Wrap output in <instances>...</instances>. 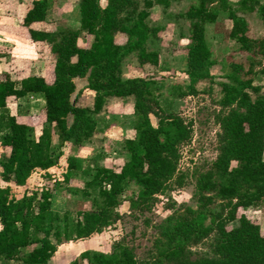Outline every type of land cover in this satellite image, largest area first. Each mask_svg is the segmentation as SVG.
Here are the masks:
<instances>
[{
    "label": "trees",
    "instance_id": "trees-1",
    "mask_svg": "<svg viewBox=\"0 0 264 264\" xmlns=\"http://www.w3.org/2000/svg\"><path fill=\"white\" fill-rule=\"evenodd\" d=\"M154 0H80L79 28L63 27L48 31L37 29L34 22L47 20L49 0H32L23 17L32 41H45L54 54V79L43 74L28 75L20 80L9 73L0 75V145L5 156L0 158L1 178L25 185L36 169L48 170L56 164L52 155L53 138L59 146L66 142L80 145L97 130V115L109 97H134L135 134L120 141L126 158L118 168L97 161L91 178L86 181L85 195L96 191L91 209L72 217L52 208L53 193L49 188L11 196L9 186H0V257L4 264H52L57 246L101 232L122 219L120 206L128 200L130 209L144 214L153 209L158 194L172 189L174 182L183 184L179 172L181 147L193 135V122L181 114L165 109L156 95L154 77H123L125 58L136 53L141 64L160 63L159 52L148 48L149 40L160 28L147 19ZM236 8L229 0H198L183 13L189 21L186 72L190 83L181 96L197 94L196 84L212 79L214 64L206 37V24L217 21L221 11L233 21L231 36L248 51L264 55V38L247 34L248 23L239 8L258 10L264 21L262 0H240ZM81 31L92 37L88 46L78 42ZM117 32L127 34L117 43ZM256 53V52H255ZM234 64L229 81L221 83L223 96L217 114L220 125L218 154L211 167L197 179L198 208L188 207L182 216L170 215L158 225V236L147 256L140 259L134 248L118 241L111 253L85 251L87 264H264V234L261 225L243 208L259 205L264 199V85L253 77L239 74ZM247 73H253L249 69ZM88 77V88L95 92L92 106H80L71 100L77 77ZM40 94L45 100V122L41 133L26 117L10 113V98ZM158 118L154 124L151 118ZM73 121L69 123V117ZM65 181L70 182L81 163L69 157ZM235 163V165H233ZM131 184L138 186L128 196ZM79 192V189H75ZM215 197L218 207L212 206ZM215 236L210 253L200 254L193 247L207 237ZM31 251L25 248L32 246ZM74 260L68 264H80Z\"/></svg>",
    "mask_w": 264,
    "mask_h": 264
},
{
    "label": "rangeland",
    "instance_id": "rangeland-1",
    "mask_svg": "<svg viewBox=\"0 0 264 264\" xmlns=\"http://www.w3.org/2000/svg\"><path fill=\"white\" fill-rule=\"evenodd\" d=\"M99 1L101 6L107 5V0ZM197 1L154 0L147 21L160 30L149 40L148 48L159 52L160 63L157 66L150 63L141 64L137 54L133 53L125 58L122 70L125 78L154 77L157 80L156 95L161 105L193 122L192 139L181 147L179 172L184 174L183 184L180 186L179 183L174 182L171 190L165 194H158L153 209L144 214H134L135 212L130 209V202L126 200L119 209L123 214L122 219L89 237L59 244L52 257V264H68L74 260L81 261L80 264H87L85 261L82 262L81 257L85 251L111 253L118 241L132 246L137 257L142 259L152 249L158 236V225L165 218L171 214L182 216L189 206L198 208L196 185L198 176L211 167L212 161L218 154V137L221 128L216 116L221 110L219 104L223 96L221 83L229 81L228 74L233 72L234 64H240L242 70L239 74L243 78L253 77L255 84L264 85V55L259 52V48L255 51L244 49L242 44L231 36L233 21L227 13L221 11L217 21L206 24L207 42L214 61L211 67L213 78L198 82L197 94L181 96L179 92L187 90V85L190 83L186 72L190 21L183 13ZM229 1L236 8L240 6V0ZM31 2L32 0H0V22L6 24V36L10 40L8 43L5 42L6 46L0 50V54L5 53L4 56H8L5 63L0 60V75L7 72L13 78L20 80L28 75L43 73L51 82L54 79L55 62L51 47L47 42H33L27 27L23 25L24 15L21 18L26 6L28 9L31 7ZM79 3L80 0H51L46 24L53 25L52 28L55 30L63 27L79 28ZM20 4L23 5V9ZM238 13L247 20V34L250 37L264 38V21L258 10L251 12L239 8ZM35 26L37 29L43 27L42 24ZM26 37L28 40H24ZM115 40L117 43H124L127 34L117 32ZM78 42L81 46H88L92 42V37L86 31H81ZM250 68L253 69V73H247ZM74 81L76 88L71 100L80 106H92L95 92L88 88V77H77ZM8 111L26 117L27 122L35 126L36 135L41 133L45 122V100L42 95L30 94L19 99L10 98ZM135 118L133 96L109 97L102 111L97 115V130L92 137L80 145L66 142L63 146H59V138L55 136L52 155L57 157V161L53 167L48 170L36 169L25 185H18L14 181H2L0 165V185L9 186L11 196L15 199H20L24 194L31 195L35 191L40 194L43 189L49 188L53 193V210L60 214L68 212L70 216L76 217L79 211L91 209L97 196L96 191H91L89 195H85L82 191L86 181L93 174L95 163L99 161L103 165L118 168L124 162L126 153L121 150L118 143L134 136ZM151 118L154 124H158L156 116L151 115ZM68 119L71 124L73 117L70 116ZM3 156L5 151L0 145V158ZM69 157L78 159L81 168L74 173L70 182H67L65 174L69 170ZM75 189L80 191L76 192ZM137 189V185L131 184L128 196L133 195ZM219 202L220 199L215 197L212 206L218 207ZM242 210L261 225L264 234V199L259 205ZM214 238V235L207 237L194 246L193 250L200 254L210 253L214 247ZM33 246L25 250L29 252ZM10 261L21 264L16 259ZM5 262L7 260L0 257V264Z\"/></svg>",
    "mask_w": 264,
    "mask_h": 264
},
{
    "label": "crops",
    "instance_id": "crops-1",
    "mask_svg": "<svg viewBox=\"0 0 264 264\" xmlns=\"http://www.w3.org/2000/svg\"><path fill=\"white\" fill-rule=\"evenodd\" d=\"M50 2H51V0H49ZM20 7H21V9H23V5L22 4H20L19 5ZM29 9L27 8V6H26V9H25V12L22 14V16H21V18L23 17V15H25L26 14V12L28 11ZM50 10V9H49ZM49 10H48V13H47V20H48V18H49ZM47 20H45V21H38V22H34L33 23V26L34 27H36L35 25L36 24H38V25H40V24H42V26L43 27H41V29H44V30H48V31H53V30H55V29H53L52 27H53V25L51 26V25H48V24H46V22H47ZM53 22V21H52ZM44 24V25H43ZM54 24H55V22H54ZM5 25V26H4ZM13 25H16V24H14L13 23ZM47 26L49 27V28H47ZM6 24H2V22H0V50L2 49V47L3 46H6V43L5 42H9L10 40H8V36H6L7 35V33H6ZM11 39H13V38H11ZM24 40H28L27 39V37L26 38H24ZM34 42V41H33ZM44 43L45 41H36L35 43ZM7 45H9V44H7ZM2 55H3V57H2ZM5 55V53L4 54H0V60L2 59V61H3V63H5L6 61H7V57L8 56H4ZM2 63V64H3ZM1 64V63H0ZM43 74V73H42ZM38 75H40V74H38ZM44 75V74H43ZM45 76V75H44ZM48 81V80H47ZM49 82V81H48ZM31 95H33V94H31ZM2 179V178H1ZM2 181L3 182H6V181H4L3 179H2ZM0 186H3V185H0Z\"/></svg>",
    "mask_w": 264,
    "mask_h": 264
}]
</instances>
